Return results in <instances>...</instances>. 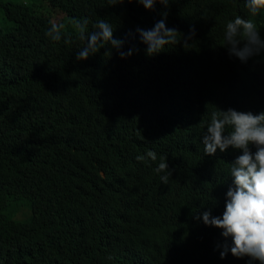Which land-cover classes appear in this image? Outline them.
<instances>
[{"label": "trees", "instance_id": "trees-1", "mask_svg": "<svg viewBox=\"0 0 264 264\" xmlns=\"http://www.w3.org/2000/svg\"><path fill=\"white\" fill-rule=\"evenodd\" d=\"M0 5L10 25L0 31V264H257L222 259V234L192 221L179 232L169 215L182 193L188 215L222 216L233 152L205 154L211 114L264 112V52L243 62L224 39L230 20L249 18L246 0ZM164 13L188 46L148 56L136 29ZM85 17L89 32L104 19L124 51H139L122 59L105 44L77 60L86 41L70 25L60 41L46 35L53 21ZM254 20L264 39V13ZM160 156L174 170L167 185L155 172Z\"/></svg>", "mask_w": 264, "mask_h": 264}, {"label": "clouds", "instance_id": "clouds-1", "mask_svg": "<svg viewBox=\"0 0 264 264\" xmlns=\"http://www.w3.org/2000/svg\"><path fill=\"white\" fill-rule=\"evenodd\" d=\"M108 2L111 6H116L125 3V0H108ZM127 2L140 3L146 9L154 10L157 3L167 7L171 0H127ZM246 8L249 18L236 16L226 24L224 31L229 55H234L243 62L264 52V39L261 38L254 20L264 13V0H246ZM162 15L163 18L158 20L153 28L136 29L141 42L147 45L145 51L148 56L159 54L169 46L180 44L182 40L185 47L188 46L187 38L182 33L175 28L167 27V14ZM69 25L78 33L81 40L86 41L85 47L77 54V60H87L105 44H110L112 49L117 50L122 59L139 51L135 45L124 51V41L113 38V27L104 19L95 23L91 32L88 31L89 20L86 17L71 18L67 22L53 21L46 35L53 41H60L67 35L65 29ZM191 31L194 35L195 29ZM65 43H71L70 39H65ZM256 110L258 109L234 107L226 111L212 112L203 135L206 155L213 156L218 149L225 152L231 148L229 151L233 152L223 171L227 186H230L222 206V216H213L211 210L193 217L188 215L182 206V193H175L173 196V199H176L172 203L175 209L169 215L171 225L173 228L178 226L179 232L184 230L188 221H192L194 225L203 229L215 231L218 237L222 234L225 238L220 252L222 259L232 253L238 258L247 256L257 264H264V112L254 114ZM205 114L207 113L204 111ZM147 157L156 161L157 153L150 150L147 152ZM145 158L144 155L136 156L137 161H144ZM159 160L155 172L160 174L162 184L167 185L174 170L169 167L167 157L160 156ZM178 176L179 174H174L173 191L176 190L175 183ZM128 200L130 204H136V195ZM125 204L128 206V203Z\"/></svg>", "mask_w": 264, "mask_h": 264}, {"label": "rangeland", "instance_id": "rangeland-1", "mask_svg": "<svg viewBox=\"0 0 264 264\" xmlns=\"http://www.w3.org/2000/svg\"><path fill=\"white\" fill-rule=\"evenodd\" d=\"M25 0H0L1 3H8V2H23ZM4 8L0 5V31L7 32L10 29V25L6 23L5 17L3 15Z\"/></svg>", "mask_w": 264, "mask_h": 264}]
</instances>
